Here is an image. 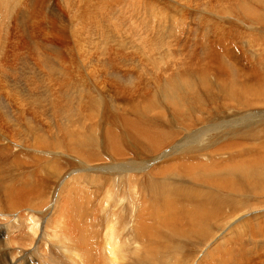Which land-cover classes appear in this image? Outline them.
I'll return each mask as SVG.
<instances>
[{
	"label": "rangeland",
	"instance_id": "obj_1",
	"mask_svg": "<svg viewBox=\"0 0 264 264\" xmlns=\"http://www.w3.org/2000/svg\"><path fill=\"white\" fill-rule=\"evenodd\" d=\"M36 1L37 0H14V4L10 8L11 13H9V15H5L4 18H0L1 26L3 27L4 30L3 33L4 36L2 34H1L2 36H0V46H1L0 52H3L4 50V53L0 54L1 55L0 63H2L0 67V75L4 72L8 73V76L4 77L5 79H3V77L0 78V80L3 82L1 84L0 81V151H1V156H3V157L0 156V188L1 187L3 188V186L12 187L14 185H17V183H19L21 180L22 182L25 183L35 181L36 185L38 183L40 187L44 186V188L41 187L43 189L42 191L40 190L41 195L39 194L36 198L32 200L30 199L32 203L26 201L25 200L26 198L24 199V196L21 195L20 197L18 196L17 198H14L13 202H10V200L5 196L2 190H0V264H85L84 261L85 253L81 249L82 247H79L77 244H75L76 242L75 240L78 239V234L75 232V229L71 227L72 217L70 218L68 216L69 214L67 209L70 208L71 202H67V200L65 199L66 197L65 191L63 193L61 192L59 193V189H61L62 185L66 181H68V179L71 180V178H75V176H77L78 178L82 177L79 184L85 189V191L87 190L86 191L87 194L85 192V195L83 196L89 195L91 203H88L86 205H90L91 208H89L88 206L87 207L89 211L92 209L91 215L94 216L92 217L89 214L87 208H84L85 204L81 209L82 211L81 210L79 211L80 212L79 214H77L76 212L74 213V211L73 214L76 216V219L79 218L78 219L79 224L81 223L83 224V226L82 224L80 225V229L83 228L93 231L91 232L93 236L91 234V237H89L90 241L92 242L90 243L92 245V248L95 251H97V254L104 252L105 255L107 254L105 253L106 250H108V253L111 252V250L109 249L110 244L106 245V243H114L115 246L112 248V251L116 252L119 258V264L120 263L133 264L134 255L132 254V252L135 249H132L133 247L131 246L134 245H132L131 243H134L135 227L137 225V223L135 222H137V218L140 213L138 212V210L140 211L139 206L143 205L144 203H148V207L151 206L153 208L154 206L159 208V211L161 212L162 221L168 218V214L166 213V210H168V206H165V203L163 201L160 202L162 206L160 205V203L153 204L156 203L157 201L156 200L152 201L153 198L150 197L151 196L150 192L149 195L147 193L148 191L147 184L150 180L152 181L161 180L159 179L161 177L160 175L157 174L155 176V174H153L157 178H155L152 175L153 170H155L156 168L169 169L171 168L170 164L195 163L193 161H199L205 164H212L213 162L221 161L222 164H228L229 162L232 161V160L230 161L229 159L236 158L237 155L239 156V152L237 151L233 152V150L231 152L227 151L226 153L221 152L223 154L217 152L223 151L226 148L228 149L230 142H234L233 145H236L239 142L241 145L248 144V147L250 143L252 144V146L256 145L257 148L258 146L259 148L261 147V145H259L257 141H248V142L236 141L237 143H235V141L229 140V138L237 136L236 133L242 132L246 128L259 127L264 122V106L261 107V105H259V103L256 102V103H250L256 105V107L251 108L249 107V104L243 103V100H241L240 97H233L232 99L230 98L229 102L227 101L228 99L226 100L224 96L221 98L222 93H220L219 88L221 87L222 82H224V80L228 78V76L225 74L224 68L221 67V62L218 58L220 54L222 56H225L226 61L234 68H236L237 71L239 72V75L243 78V79H239L240 81L243 80V82L251 89H259L258 87L261 85L260 78L261 75L263 74L259 68V65L261 64L264 67V51H263L264 41H262L264 40V32L263 31L261 32V29L263 30L264 28L260 26V31L256 32L254 30L248 29L247 26H244L243 23L242 24L240 23L241 24L240 29L232 28L228 23L229 21L228 18H220L218 16L217 17L213 16L215 15V13H213L212 15V12L211 13L207 12L206 6L200 5L199 3H191V2L182 3L179 0H141V2L138 0H132L136 4L135 6L138 9V14L134 13L135 11H132L133 12L132 13L131 9L129 10L128 9L129 7L127 8L126 5H124V7L123 5H121V7L119 9L117 8L116 10L120 11L118 12L119 15H122L124 13L123 15L125 16L126 14L124 18L125 20L123 18L114 20V16L112 14H111L112 16L108 15L107 12H106L107 15L105 13L104 15L107 16L105 17L109 21L111 19L110 22L113 24V25L111 24V26H114V28L118 24L123 27L122 22L125 21L126 26L123 30L127 31L128 26L129 29L130 26H133V28L136 29L135 32L132 34L133 38L132 36L130 37L127 36V33H124V37H123L126 38L127 36V38L129 39L126 38V40H130L137 45L136 46L138 48L137 54L139 55L135 59V66L133 62L130 63V61L127 60L130 59L129 53H131L128 51L129 50L131 51L133 49L130 46V44L129 47H131V49L128 47V50L126 49L127 51L124 53L125 55H122L123 57H119L118 53L115 51V45L113 41L114 38H111L109 39L110 41H107V45H108L107 46L104 43V41H101V38H98L99 36L88 35L92 38L87 41V43L90 42V46L86 48V53L84 54V56L89 58V61L88 60L85 61L84 58L82 61L83 68L85 70V77H86V79L82 81L80 79L77 80L70 72V64L68 63V57H67L68 55L67 53H65L67 51V48L72 47L73 45H74L73 48L75 47L74 49H76L75 41L73 42L74 44L71 43L72 44L71 45L67 43L69 46L68 45L65 46L66 42H68V38L67 36L65 37L64 35L65 32L66 34L68 33L71 34V31L73 29L72 27L73 24H71L72 22L70 23L68 21L71 15L70 12L68 11V8L66 7H68V5L74 6L75 1L79 3L81 1L51 0L52 2L51 8H50V3H48L47 6L48 0H38L37 2ZM148 1L150 3L157 1L156 2L157 4L161 3L160 5H163V7L165 6L166 8L163 9H159L160 7H158L157 9L155 8L157 11L154 17H152V15L149 14L151 9V8L149 9V7L152 6V4L149 5ZM162 2L164 4H162ZM65 3L67 5H65ZM82 3L84 2L82 1L80 4ZM100 9L102 11V10H106L107 8L106 7L103 8L102 6L99 7V10ZM48 10L49 12L47 13ZM158 11L160 12L158 13ZM25 14L26 16H24ZM166 14L168 17L166 16ZM20 15L23 16V19H26L24 20L25 22L22 23L24 25V28H19V26H17L20 23L18 22ZM130 16L132 17L131 22H130L131 19ZM198 17L199 19L202 18L213 19V23L209 24L208 22H205L203 20L200 23L199 19H196ZM135 18L137 19L135 20ZM35 21H36L35 24L37 26L34 24ZM51 22L54 24V26L57 24L59 27L53 26L52 28ZM128 22H130V24L127 26ZM104 23H107V21L96 23V25L97 26L101 25V27L103 28L105 25ZM31 24L34 26H32ZM88 25L93 28L92 26L93 23H88ZM151 26L154 27L155 30L158 29L155 31L153 28L156 34L154 33L144 34L145 31L144 29H150L152 28ZM172 27H175L173 29L174 34H172ZM179 27L181 28L179 29ZM114 28L112 29L111 34H113V32L115 31ZM48 30H52V31H48ZM232 30L235 31L232 32ZM130 31L131 29L128 30V33ZM215 31L218 33H216ZM55 32L57 34H55ZM32 33L33 35H31ZM27 39H29V41ZM202 39L206 40L209 46L208 51H206L205 53L200 50ZM258 39L259 42H257ZM38 40L41 42V47L43 46L42 44H44V48L52 47V46L53 48L55 47L54 49L57 48L56 51L59 62L57 61L56 63L57 64L60 63L61 68L62 66H64L62 69L66 70L67 78L65 81L62 82V85L59 87L61 89L63 88V92L66 93V95L62 97V101H61L62 104L65 101H69L70 103L69 107L72 110L74 109L81 110L82 109L81 107L84 105L85 108L83 107L84 108L83 110L85 112L87 111L88 114L91 113L90 115H94L96 109L94 108L95 109L94 110L93 108H90V106H88L89 98L83 99L84 101L80 102L76 100V99L78 100L80 99V97H78L76 94H78V92L80 93L85 91H92L91 93L94 95L93 97L95 98H100V94L105 95L107 97L108 104L116 110V112L118 113L117 116L121 118L122 122H123L122 120L123 118L128 120L131 119L135 121L143 120L146 123L153 122L155 123V127L157 128L155 129L154 127V129L156 131L161 132L164 135L165 140L167 139L165 138V136L168 137V140L166 141L168 145L164 146L163 149L162 145L159 144V148L156 147V149H154V147L151 146L144 139L141 138L131 139L132 135L129 134V136H126V140L128 141V143L124 142V145L123 144L121 145V147L124 148V149L122 148L120 149V151H122L121 157L116 159L111 158L109 157L110 155L106 151H104L103 147H100L97 150V153L99 154L98 155L99 158L97 159H100L102 161L96 163L88 162L87 160L84 161L83 159H82L83 161H81V159L76 157L74 154L68 153L69 151L66 148L59 146L57 147L56 145L54 146L55 149L53 148L49 151H43V150L41 151L35 149V147H33L34 146L33 143L35 140L34 131L29 126H27L29 125L26 124L27 120L33 121L34 125H36L37 132H42V134L46 137L50 133H52V137L54 136L56 137V134L59 133L60 131L59 127L68 124L69 121H71V123L72 121H75V116L73 114L72 117L74 119L68 118L66 114L60 115L59 113H57L58 116H54V113H51L53 107V99L49 95L52 92V84L48 83V81L46 80V73L48 72L46 68L42 70L43 74L41 72L42 75L40 76L42 78L41 77L38 78L39 82L43 81L46 85V86L43 85L44 86L43 90H45L44 93L43 91L38 92L39 97L44 99L46 98L42 102L43 109L41 108V111H39L41 113L43 111V113L42 114L40 113L39 116H35V117L31 115L32 112L31 108H33L31 106L33 105H30L29 103L27 104V101L32 100L34 96L38 95L37 93H35V95L32 94L33 92L31 93L32 86L30 85L32 83L31 79L34 78L33 69L36 70L37 72L38 67L35 62L36 60H33L34 64L30 60L32 57L33 58L35 57L33 56L34 53L32 52L36 47V45L38 44ZM96 43L100 44V48H102L101 47L102 44L103 47L107 46L106 49L110 50L109 53L110 56L113 54L112 55L113 59L115 57H119V58H115L114 60L116 62L117 60H119L118 73L121 74L122 77L128 78L129 76L132 75L138 76L137 78L135 77L133 83L129 85V87L126 85H121V88L116 87L115 83L112 84L113 82L108 81L105 78V75L103 74L101 75V73L99 72L97 73L96 72L97 69L91 67L94 66L93 65L94 62L96 63L97 60L99 59L97 53L98 48ZM134 43L132 44L135 45ZM224 44H226L225 47ZM151 45L153 46V49ZM2 47L5 48L2 49ZM191 53L193 55H191ZM15 55L22 56L24 58L23 60L24 63L23 61L16 62ZM26 55L27 57H25ZM75 55L78 56V53L76 51H75ZM81 56L82 55H79V57ZM28 57H30L29 60L26 59ZM112 57L108 56L107 59L110 60V58ZM258 57H260L261 59ZM28 62L29 64H27ZM4 63L7 66L5 65L4 67H2ZM257 70L260 73L257 72ZM103 77L106 80H104ZM172 79H175L176 82L179 81L180 86L185 84V82H187L186 83L187 85L190 84V87L197 92V96H199L201 99L198 101L197 105L195 106L193 105L194 107L191 105L193 104L192 102H194L195 99V97L192 95H187L185 97L184 99L185 104L183 105H179V103L173 102L174 106L176 107L180 106V109L182 108L185 109L181 111L180 109L178 110L183 113H186L187 110L190 109V106L192 109L194 108L193 110L192 109L189 110L193 112L191 116L185 115L191 120L190 122H188V123H192L193 125L191 129L186 126H182L183 123L177 121L175 116V111L172 107L173 106L172 102L169 101L170 104L169 105L166 102L165 99L166 97L162 94L163 84L167 83L168 81L170 82ZM217 79L220 81H218ZM27 81L29 84L27 83ZM78 81H81L82 83L86 82V84L85 83L82 84L81 82ZM205 82L206 83L208 82L207 89L204 88L206 84ZM64 84L66 88L64 87ZM77 84L80 86L77 87ZM127 88H130V91L127 90ZM129 92H131L132 94ZM45 93H48V96ZM182 93L183 90L181 91L180 94ZM41 94H43L44 97L41 96ZM217 94L219 95V97ZM224 99L225 101H223ZM255 99L256 98L253 96H250L248 98V100L251 102H255L256 101ZM201 101L203 103H201ZM114 104L116 105L114 106ZM106 105L107 103H105V106L100 108L99 112H97L96 115L94 116L93 119L96 122L94 120L92 121V119L87 120L86 122L88 123V126L86 125L88 128H92V127H93L92 129L98 128L97 134H99L100 136L97 137V140H99L100 145H103L102 134L105 133L104 131L106 130V128L107 129L111 128L110 125L113 124L114 121L113 119H109L108 114L105 112ZM196 106L198 107L195 108ZM147 110H149V113L145 112ZM124 111H128V113L125 112L128 117H126V114L125 117H123ZM97 114L98 117H96ZM65 115L66 117H64ZM121 115H123L122 116L123 118L121 117ZM129 116L131 118H129ZM259 117L261 119H259ZM256 118L259 120L258 122H256L257 121ZM192 121L194 122V124ZM80 122H83V120H77V123L76 121L73 123L78 125L81 124ZM92 123L93 124L96 123V125H92ZM106 125L108 126L106 127ZM142 130H144L145 133H147L145 129ZM117 132L119 133L123 132L121 127ZM119 136L121 137L120 134ZM130 140L131 141L134 140L133 142H136L137 145H140L141 147L134 146V148L132 149L131 148L132 146L130 145ZM224 145L225 146L228 145V146L225 147ZM223 146L225 147V149H223L224 148ZM252 146H250V148ZM248 147L244 148L242 153L244 155L246 154V156L248 153V156L250 157V155L253 154L252 151H255L254 149L255 147L253 148L254 150H252V148L250 150L248 149L249 151L252 150L251 151L252 154L250 155H249L250 152H247L248 150H246ZM125 148L127 149L125 150ZM64 149L65 151H63ZM135 149L137 150V152ZM186 149L188 150V152ZM216 149L217 152L215 153ZM99 150L101 151L99 152ZM156 150L157 152L155 153ZM5 151H7V154L5 153L3 155L2 153H4ZM34 155L37 156V158L38 157L39 158L36 159ZM169 156H172L173 158ZM102 158H104V160ZM122 158H124V160ZM126 160L127 162H125ZM17 162L19 163L17 164ZM83 162H85V164ZM39 163H41L42 166L44 165V167L42 168L43 170L41 169V171H44L46 169L48 170V172L50 171L51 175L53 176L48 177L47 171H46L47 173H45V171L42 172V174L44 173L45 176L40 174V172H38L39 170L37 169H40L42 166ZM38 164L40 166H37ZM109 165L111 166L109 167ZM147 165H149V167ZM51 166L53 167L55 166L56 169ZM113 166H118L117 167L118 171L113 170L114 171L113 173L102 172V170L99 171L101 168L102 169L103 168L105 169L107 167L112 168ZM59 170H60L59 175H61L60 177L58 176ZM101 173L103 175L104 174L106 175L103 176ZM177 175L178 174L172 175V177H174L173 179H171L172 182L176 184L178 183L179 185L182 183L183 187L185 186L186 188H194L202 192L209 190L211 191V189H213L212 191L213 193L214 190H216L215 186L220 187L216 184H224V180H225L222 178L221 179L217 178L216 181L210 180L211 183L213 184L215 183L214 187L208 185L202 187V183H198L200 180L199 177L195 179L189 177L193 180L191 181L189 178L186 177H182V178L176 177ZM34 176L35 177L39 176V178L41 176L43 181H47L49 178L51 179H49L50 181L48 180L46 184H44V182H42L41 179H39L38 177L35 178ZM85 176H87L88 178L92 177V180L87 179V177L85 178ZM100 176L101 178H99ZM130 176L132 177V179ZM149 176L150 179L148 180ZM93 177H94V181L96 180L95 182L97 183V186L96 184H94L95 182L89 183L93 181ZM134 177L135 179L138 177L140 181L136 179L138 181L137 183ZM184 178L185 180L186 179L188 180L185 181ZM111 179L113 180L110 181ZM133 179L135 180V182L133 181ZM143 179H146L147 182L145 183L146 180ZM194 181L195 182L198 181V182L195 183ZM227 182L229 181H226L225 184H227ZM233 182L235 181L233 180ZM123 183H126V185ZM229 183L231 184V182ZM102 187L104 189H101ZM109 187H111L110 188L111 190L112 189L114 190L111 191ZM135 187L137 188V190L139 189L138 192ZM131 189H133V191ZM140 189L142 190V192ZM220 189H222L221 191L223 194L228 196L230 189L228 191L223 187H220ZM113 191H115V193ZM119 191L120 193L118 194ZM122 191L124 193H121ZM216 191L218 192L220 190L217 188ZM216 191L213 193L214 196L215 194H217ZM235 193L231 191L229 194L237 197L238 195L236 196V194L239 193L236 194ZM260 194L261 191L258 190L257 194L255 195V198L252 200L254 206L257 207L255 210L245 213L241 211L240 214L235 213V215L233 214L232 216L230 215L233 212L230 209L225 208L228 206L222 205L223 207L221 206V208H218L219 205L217 204L212 205V201H210L211 202L210 205H212L210 213L213 215L219 213L222 214L225 213L224 215L226 217L220 220L218 223H216L217 225L216 224L214 225L212 221H211L212 222L211 225L209 223H208L209 225L207 224L208 226H210V228H208L209 230L207 231V235H203L204 240H198V238L192 237L191 235L193 232L191 230L187 231L186 234L185 230H187L188 227L183 226L185 224V221L179 224L180 226L179 229L183 228L184 230L182 231V234L179 232L181 234L180 237L174 238V243H176L177 245H181L183 247V251L180 254V258H179L180 259L179 261H181L180 264H215V262L224 258L223 253L225 252V251H222L223 253L217 252L215 251V249L218 247L219 244L225 242H228L225 245L227 246V248H231V249L233 248L232 250L235 251L238 250L237 260L239 263L264 264V239H263L264 227L260 226L262 225V221L264 222V219H262L264 218V207H263L264 204H259V202H262V200L264 199V196H261ZM200 197L202 199H198V200L193 199L194 202H192L191 200L190 201L186 200L181 193H178L174 198L175 200L173 199V202L175 201L174 202L175 205L173 208L175 210L181 209L182 211H186L188 210L189 207V210H194L197 204L195 202H198L197 205L199 207H202L203 205L201 204L205 199H203L204 198L203 196ZM19 200L22 201L20 202ZM23 200L26 202H24ZM86 200L87 199L84 200L85 203L87 202ZM133 200L136 202V204L135 202L132 203ZM204 203H206V201ZM125 207L127 209H125ZM134 207L137 211H135ZM234 207L238 208L240 207V205L237 204L234 205ZM83 209H85L84 210L85 212H83ZM213 209L215 211H213ZM132 211L135 214H133ZM86 213H88L87 215L90 216H87ZM181 214H185V213L181 212ZM261 215L263 216L261 217V219L255 218ZM148 218L152 219V216H149ZM134 220L135 222L133 223ZM258 221L259 223H261L260 225ZM91 222L93 225L91 224ZM88 223L91 225H89ZM149 224L156 225V222L154 223L153 220H151V222L149 221ZM133 227L134 229H132ZM109 228H111V230L108 233ZM165 231L170 232V230L168 229H165ZM128 232L130 233L128 234ZM233 237H236V240H232ZM63 242L65 244H60ZM63 245L70 249H73V251L69 252L65 248H62ZM234 245L236 246V248ZM106 246L107 249H105ZM209 252H212V256L210 258L207 257ZM82 255H84V257H81ZM139 256L142 257L143 253L141 252ZM110 258L112 259L111 255ZM244 258H246L247 260H244Z\"/></svg>",
	"mask_w": 264,
	"mask_h": 264
},
{
	"label": "bare ground",
	"instance_id": "obj_2",
	"mask_svg": "<svg viewBox=\"0 0 264 264\" xmlns=\"http://www.w3.org/2000/svg\"><path fill=\"white\" fill-rule=\"evenodd\" d=\"M38 1V0H37ZM36 1V2H37ZM53 1V0H52ZM64 1V0H63ZM81 2L83 1L84 3L80 4L79 2L75 1L74 3V6H71V5H68V11L70 12V19L68 20L71 24H73V29L71 31V34H66L65 32V37L67 36L68 38V42H66V45L67 46L68 44H71L75 41V46H76V49L72 47H68L67 48V51L65 53H67V57H68V63L70 64V72L72 73V75L78 80H82L84 81L86 79L85 77V70L83 68V64H82V61H83V58L86 60L89 61V58H87L86 56H84V54L86 53V48H88L90 46V42L87 43L88 40H90L92 37L88 36V35H96V36H99L98 38H101V41H104V43L107 45V41H110L109 39L111 38H114V45H115V51L118 53L119 57H123L122 55H125L124 53L128 50V47H129V44L130 46L133 48L131 51L129 50L128 52H131L129 53L130 55V59H127L131 62H133L134 66H135V59L138 57L139 54H137V51H138V48L136 47L137 45L130 41V40H126L127 36H132L133 38V33L135 32L136 29L133 28V26H130V29L131 31L128 33V30L129 29V24L132 20V15L130 16L131 19H130V22H128L127 24V31L123 30L126 26L125 24V21L122 22L123 24V27L121 25H116L115 28L114 26H111V19L110 21L106 18L107 14L106 12L108 13V15H113L114 16V20H118L119 18H125V16L122 14V15H119L118 12L120 11H117L116 9L120 8L121 5H126L127 8L130 10L131 9V12L132 11H135L134 13H137L138 14V9L137 7L135 6V2H133L132 0H80ZM141 2V0H138ZM181 1L182 3H199L200 5H205L206 8H207V12L211 13L212 12V15L213 13H215V17H220V18H228L229 21L228 23L230 24V26L232 28H237V29H240V25L243 23L244 26H247L248 29H251V30H254L256 32H259L260 31V26H262L264 28V0H179ZM149 2V1H148ZM157 1H154L152 3L149 2V5L152 4V6L149 7L150 9V12L149 14L152 15V17H154L155 13H156V9L158 7H160L159 9H163V8H166L165 6L163 7V5H160L161 3H156ZM159 2V1H158ZM42 3V2H41ZM48 3H50V8L52 6V2L51 0H48L47 1V6H48ZM14 4V0H0V18H4L5 15H9V13H11V6ZM38 4V3H37ZM162 4H164L162 2ZM40 5V4H39ZM65 5H67L65 3ZM103 8H107L106 10H102L101 9L99 10V7H102ZM139 6V5H137ZM168 7V6H167ZM170 7V6H169ZM44 8V7H42ZM156 8V9H155ZM49 9V7H48ZM121 10V9H120ZM155 10V11H154ZM49 12V10L47 11V13ZM130 12V13H131ZM160 11H158L159 13ZM104 13L106 15H104ZM133 13V12H132ZM173 13V11H172ZM19 14V13H18ZM28 14V13H26ZM26 14L24 16H26ZM136 14V15H137ZM163 14V13H161ZM160 14V15H161ZM111 15V16H112ZM119 15V16H117ZM135 15V14H134ZM157 15V14H156ZM171 15V14H170ZM3 16V17H2ZM19 16V15H18ZM106 16V17H105ZM110 16V17H111ZM124 16V17H123ZM159 16V15H158ZM163 16V15H162ZM165 16V15H164ZM167 16V14H166ZM211 16V15H209ZM212 16V17H213ZM137 17V16H136ZM157 17V16H156ZM168 17V16H167ZM171 17V16H169ZM176 17V16H175ZM25 18V17H24ZM134 18V16H133ZM139 18V17H138ZM166 18V17H165ZM137 18H135L136 20ZM140 19V18H139ZM138 19V20H139ZM160 19V18H159ZM173 19V17H172ZM179 19V18H178ZM196 19H199L196 18ZM26 19H23V16L20 15L19 17V21L20 22L17 26H19V28H24V25L22 23H24ZM125 20V19H124ZM203 21L205 22H208L209 24L210 23H213V19H205V18H202V19H199V22L201 23ZM28 21V20H27ZM34 21V20H33ZM107 23H104V27L102 28L101 25L100 26H97L96 23H100V22H106ZM120 21V20H119ZM122 21V20H121ZM127 21V19H126ZM176 21V20H174ZM3 22V20H2ZM36 23V21L34 22V24ZM52 23V22H51ZM54 23V21H53ZM52 23V28L54 26V24ZM88 23H93V28L90 27L88 25ZM121 23V22H119ZM145 23V22H144ZM182 23V22H181ZM241 23V24H240ZM29 24V22H28ZM60 24V23H58ZM32 25V24H31ZM36 25V24H35ZM64 25V24H63ZM113 25V24H112ZM151 25V24H150ZM154 25V24H153ZM152 25V26H153ZM165 25V24H164ZM216 25V24H215ZM34 26V25H32ZM31 26V27H32ZM37 26V25H36ZM58 26L57 24L54 26L56 27ZM69 26V25H68ZM151 26V27H152ZM177 26V25H176ZM49 27V26H48ZM59 27V26H58ZM70 27V26H69ZM117 27V28H116ZM163 27V26H162ZM34 28V27H33ZM114 28V32L113 34L112 33V29ZM122 28V29H121ZM154 27L150 28V29H144V34H156V29ZM161 28V27H160ZM175 27H172V34L173 33V29ZM181 27H179L180 29ZM231 28V29H232ZM257 28V29H255ZM57 29V28H56ZM63 29V28H62ZM67 29V27H66ZM216 29V27H215ZM48 31H52V30H48ZM66 31V30H64ZM235 31V30H232V32ZM250 31V30H249ZM264 32V29L262 30L261 29V32ZM35 32V31H34ZM59 32V31H58ZM216 32V31H215ZM4 30H3V27L1 26V21H0V36H4ZM41 33V32H40ZM39 33V34H40ZM53 33V32H52ZM61 33V32H60ZM59 33V34H60ZM63 33V32H62ZM91 33V34H90ZM124 33H127V36L126 38H123L124 37ZM162 33V32H161ZM160 33V34H161ZM176 33V32H175ZM218 33V32H216ZM230 33V32H229ZM238 33V32H237ZM252 33V32H251ZM2 34V35H1ZM27 34V32H26ZM38 34V33H36ZM55 34H57L55 32ZM33 35V33L31 34ZM61 35V34H60ZM140 35V34H139ZM137 35V36H139ZM228 35V34H227ZM237 35V34H236ZM41 36V35H40ZM176 36V35H175ZM251 36V35H249ZM253 36V35H252ZM6 37V36H5ZM34 37V36H32ZM224 37V36H223ZM229 37V36H227ZM234 37V36H233ZM237 37V36H236ZM26 38V37H25ZM28 38V37H27ZM31 38V37H30ZM46 38V37H45ZM231 38V37H230ZM240 38V37H239ZM259 38V37H258ZM41 39V38H39ZM125 41H124V40ZM129 39V38H127ZM255 39V38H254ZM261 39V38H260ZM5 40V39H4ZM29 41V39H27ZM36 41V40H34ZM45 41V40H44ZM71 41V42H70ZM226 41V40H225ZM264 41V40H262ZM130 42V43H129ZM259 42V39L258 41ZM3 43V42H2ZM30 43V42H29ZM28 43V44H29ZM68 43V44H67ZM132 43H134L135 45H133ZM74 44V43H73ZM262 44V43H261ZM27 45V44H26ZM25 45V46H26ZM43 48L41 47V42L38 40V44L36 45V47L34 48L33 52L35 56L34 59L33 57L31 58L30 61L33 62V60H36V64H37V67H38V71L36 72V70L33 69L34 71V78H32V83L30 84L32 86V90H31V93L33 95H35V93H37L38 95L37 96H34L32 100H29L27 101V104L29 103L30 105H33L31 107L32 109V112H31V115L32 116H39L41 112V108H42V102L43 100H45L44 98H41L39 97V93L38 92H42L44 93L45 90H43V85H45V83L42 81V82H39L38 81V78L41 77L40 75L43 74V69L46 68L48 70V72L46 73V80L48 81V83H51L52 84V92L49 96H51V98L53 99V107H52V110H51V113H54V116H58L57 113H59L60 115L61 114H66L68 116V118H73L72 117V114L75 116V121L77 123V120H83V122H80L81 124H78L76 125L75 121H69L68 124L66 125H62L60 128V131L59 133L56 134V137H52V133L48 134L47 137L44 136L42 134V132H37V129H36V125H34V122L33 121H29L27 120L26 124H29L27 126H29L33 131H34V135H35V140H34V143H33V147H35V149L37 150H43V151H49L51 149H55V145L58 147H64L66 148L69 152L68 153H72L74 154L76 157L80 158L81 161H85L87 160L88 162H99V161H102L100 159H97L99 158L98 157V153H97V150L100 148V147H103L104 151H106L111 157V158H119L122 156V151H120V149H124L123 147H121V145L123 144L124 145V142H127L128 141L126 140V136H129V134L132 135V138L131 139H138V138H141V139H144L145 141H147L151 146L154 147V149H156V147L159 148V144L162 145L163 149H164V146L168 145L166 143V141L168 140V137L165 136V138H167L166 140L164 139V135L159 132V131H156L155 129H157L155 127V123L153 122H150V123H146L145 121L143 120H138V121H135V120H131V119H124L123 117H125V112L128 113V111H124V116L121 115V117L123 118V122L121 121V118H119L117 116V112L114 108H112V106H110L107 102V97L105 95H101L100 94V98H95L93 97L94 95L91 93L92 91H85V92H78V94H76L78 97H80V99H76L77 101H84L83 99H88L89 98V105L90 108H95V114L94 115H90L87 113V111L85 112L83 109L85 108V106L83 105L81 108V110H72L70 109L69 107V101H65L63 104L61 103L62 101V97L64 95H66L65 92H63V88H59L61 85H62V82L66 80V70L65 69H62L64 66H62L61 68V64H57L56 62L58 61V55H57V51L56 49L52 47H45L44 48V44H42ZM55 45V44H54ZM72 45V44H71ZM97 45V48H98V60L97 62L95 63L94 62V66H91L92 68H96L95 71L98 73H101V75H105V78L108 80V81H112L114 84L115 83V86L118 87V88H121V85H126L129 87V85H131L135 79V77L137 78L138 76H135V75H132V76H129L128 78H124L121 76V74L118 73V70H119V60H117V62L114 60L115 58H119V57H115L113 59L112 55L110 56L109 53H110V50L109 49H106L107 46L103 47V44H102V48H100V44L99 43H96ZM226 44H224V47H225ZM31 46V45H30ZM50 46V45H49ZM69 46V45H68ZM152 46V45H151ZM222 46V45H221ZM263 46V45H261ZM1 47V46H0ZM29 47V46H27ZM131 47H129L131 49ZM195 47V46H194ZM218 47V46H217ZM5 48V47H2V49ZM72 48V49H71ZM100 48V49H99ZM149 48V47H148ZM222 48V47H221ZM33 49V48H32ZM127 49V50H126ZM152 49H153V46H152ZM209 49V46H208V42L204 39H202V42H201V46H200V50L203 51L204 53L206 51H208ZM28 50V49H27ZM114 50V48H113ZM256 50V49H255ZM263 50V49H262ZM261 50V51H262ZM59 51V49H58ZM65 51V50H64ZM75 51L78 53V56L75 55ZM194 51V50H193ZM264 51V50H263ZM63 52V51H62ZM153 52V51H151ZM260 52V51H258ZM4 53V50L3 52H0V54H3ZM116 53V54H117ZM258 54V53H257ZM79 55H82L81 57H79ZM109 57H112L110 58V60L107 59L108 56ZM191 55H193L191 53ZM1 56V55H0ZM61 56V55H60ZM128 56V57H129ZM263 56V55H262ZM260 56V57H262ZM27 57V55L25 56ZM31 57V55H30ZM26 58L29 60V58ZM62 57V56H61ZM64 57V55H63ZM66 57V58H67ZM258 57V58H260ZM127 58V57H126ZM125 58V59H126ZM1 59V57H0ZM25 59V61H26ZM97 59V58H96ZM150 59V58H149ZM153 59V58H151ZM221 62V67L224 68L225 70V74L228 76V78H226L224 80V82H222L221 84V87L219 88L220 89V93H222L221 95V98L224 96L226 98V100L229 102V99L233 98V97H240L241 100H243V103L245 104H249V107L251 108H254L256 107V105H253V104H250V103H256L258 102L259 105L264 106V67L263 65H259V68L261 70V72L263 73L261 75V85L258 87L259 89H251L249 88L244 82L243 80H239V79H243L240 75H239V72L237 71L236 68H234L232 65H230L226 59H225V56H222L221 54L219 55V58H218ZM261 59V58H260ZM15 60L16 62H21L24 60V58L22 56H17L15 55ZM27 60V61H28ZM257 60V58H256ZM263 60V59H262ZM59 62V61H58ZM146 62V61H145ZM24 63V61H23ZM1 64L0 63V67H1ZM26 64V63H25ZM29 64V62L27 63ZM34 64V62H33ZM6 64L4 63V65L2 67H4ZM207 65V64H206ZM7 66V65H6ZM60 66V67H59ZM129 66H132V65H129ZM200 66V64H199ZM35 68V67H34ZM133 68V67H132ZM256 68V67H255ZM8 69V68H7ZM87 69V68H86ZM6 70V69H5ZM92 70V69H91ZM68 71V70H67ZM42 72V74H41ZM184 72V70H183ZM257 72H259L257 70ZM260 73V72H259ZM258 73V75H259ZM89 75V74H88ZM5 76H8V73H2L0 75V78L3 77V79H5L4 77ZM69 76V75H68ZM11 77V76H10ZM101 77V76H100ZM259 77V76H258ZM42 78V77H41ZM104 78V77H103ZM104 78V80H106ZM8 79V78H7ZM19 79V78H18ZM28 79V78H27ZM198 79V78H197ZM45 80V79H43ZM179 80V79H178ZM218 80V79H217ZM1 81V80H0ZM41 81V80H40ZM46 81V82H47ZM220 81V80H218ZM78 82H81V81H78ZM241 84H240V83ZM3 82L1 81V84ZM7 83V82H5ZM28 83V81H27ZM70 83V81H69ZM82 83V82H81ZM80 83V84H81ZM86 84V82H83L82 84ZM187 82H185V84L183 85H179V81H175V79H172L170 82L168 81L167 83H164L163 84V87H162V94L166 97V102L169 104V101L172 102H177L179 103V105H183L185 104V97L187 95H192L195 97L194 99V102H192L193 104H191L192 106L194 105H197L198 101L201 100L199 96H197V92L192 89L190 87V84H186ZM206 83V82H205ZM29 84V83H28ZM76 84V83H75ZM142 85V84H141ZM192 85V84H191ZM202 85V83H201ZM46 86V85H45ZM80 86L77 84V87ZM157 86V85H156ZM162 86V85H161ZM214 86V85H213ZM64 87L66 88L65 84H64ZM134 87V85H133ZM184 89H182V88ZM208 87V82L205 84L204 88L207 89ZM212 88V87H211ZM215 88V87H214ZM61 89V90H60ZM71 89V88H70ZM81 89V88H80ZM83 90V89H82ZM127 90L130 91V88H127ZM183 90V93H181V91ZM148 92V91H147ZM131 93V92H129ZM47 94L48 96V93H45ZM132 94V93H131ZM213 94V93H212ZM215 94V93H214ZM24 95V94H23ZM134 95V94H133ZM207 95V93H206ZM216 95V94H215ZM218 95V94H217ZM18 96V95H17ZM41 96H43V94H41ZM75 96V95H74ZM112 96V95H111ZM214 96V95H213ZM250 96H253L255 97L256 101L255 102H251L248 100V98ZM16 97V96H15ZM44 97V96H43ZM46 97V95H45ZM209 97V96H208ZM219 97V95H218ZM19 98V97H18ZM21 98V97H20ZM77 98V97H76ZM23 99V98H22ZM75 99V98H74ZM145 99V98H144ZM24 100V99H23ZM76 101V102H77ZM132 101V100H131ZM219 101V99H218ZM225 101V99L223 100ZM26 102V101H25ZM75 102V101H74ZM79 102V103H80ZM238 102V101H237ZM87 103V102H86ZM105 103H107L106 105V108H105V112L108 114L109 116V119H113V124H111V128L110 129H107L104 131L105 133L102 134L103 135V145H100L99 144V140H97V137L100 136L99 134H97L98 132V128L97 129H92V128H88V123L87 120H91L92 121L94 120V116L96 115L97 112H99L100 108H102L103 106H105ZM166 103V104H167ZM189 103V102H188ZM196 103V104H194ZM201 103H203L201 101ZM216 103V102H215ZM222 103V102H221ZM231 103V101H230ZM257 103V104H258ZM117 104V103H116ZM114 104V106L116 105ZM120 104V103H119ZM225 104V103H224ZM82 105V104H81ZM170 105V104H169ZM167 105V106H169ZM204 105V104H203ZM258 105V107H259ZM160 106V105H159ZM186 106V105H185ZM184 106V107H185ZM193 106V107H194ZM84 107V108H83ZM173 109L175 111V116H176V119L178 122H182L183 125L182 126H186L188 128H192V123H188L190 122L191 120L186 117L185 115L187 116H191V114L193 113L192 111H189L191 108L190 106V109L184 112L186 113H183V112H180L181 110H185V109H180V106L179 107H176L174 106L173 104ZM182 107V106H181ZM188 107V106H187ZM198 106H196L195 108H197ZM112 108V109H111ZM124 108V107H123ZM200 108V107H199ZM204 108V107H203ZM224 108V107H223ZM30 109V110H31ZM43 109V108H42ZM131 109V108H130ZM128 109V110H130ZM180 109V111H178ZM194 109V108H193ZM192 109V110H193ZM237 109V108H236ZM240 109V108H239ZM250 109V108H249ZM124 110V109H123ZM160 110V108H159ZM168 110V109H167ZM172 110V109H171ZM197 110V109H195ZM194 110V111H195ZM189 111V112H188ZM225 111V110H224ZM228 111V110H227ZM30 112V111H29ZM94 112V111H93ZM146 113H149V110L145 111ZM191 112V113H190ZM43 113V111H42ZM41 113V114H42ZM47 113V112H46ZM130 113V112H129ZM155 113V112H154ZM221 113H222V110H221ZM132 114V113H131ZM66 115L64 117H66ZM147 115V114H146ZM28 116V115H27ZM42 116V115H41ZM40 116V118H41ZM153 116V115H152ZM43 117V116H42ZM61 117V116H60ZM98 117V114L97 116ZM111 117V118H110ZM118 117V118H117ZM126 117L127 114H126ZM249 117V116H248ZM261 117V116H260ZM259 117V119H261ZM263 117V116H262ZM38 118V117H37ZM62 118V117H61ZM67 118V120H68ZM77 118V120H76ZM108 118V117H106ZM129 118H131L129 116ZM175 118V117H174ZM34 119V118H33ZM74 119V118H73ZM254 119V118H253ZM257 119V118H256ZM263 119V118H262ZM95 121V120H94ZM259 120L257 119L256 122H258ZM33 122V123H32ZM89 122V121H88ZM91 122V121H90ZM96 122V121H95ZM109 122V121H108ZM122 122V123H121ZM193 122V121H192ZM255 122V123H256ZM79 123V122H78ZM260 123V122H259ZM262 123V122H261ZM159 124V123H158ZM194 124V122H193ZM87 125V126H86ZM92 125H96V123H92ZM98 125V124H97ZM114 125V126H113ZM118 125V126H116ZM196 125V124H195ZM60 126V125H59ZM108 125H106L107 127ZM96 127V126H95ZM94 127V128H95ZM123 130L122 133H119L117 131H119V129ZM155 127V129H154ZM227 127V125H226ZM233 127V126H232ZM231 127V128H232ZM230 128V129H231ZM30 129V130H31ZM41 129V128H40ZM142 129H145L147 131V133H145L144 130ZM184 129V128H183ZM225 129V128H224ZM235 129V128H234ZM97 130V131H96ZM129 130H132V131H129ZM20 131V130H19ZM39 131V130H38ZM101 131V130H100ZM21 132V131H20ZM31 132V131H30ZM45 132V131H44ZM121 135V137L119 136V134ZM21 134V133H20ZM17 135V134H16ZM232 135V134H231ZM237 136L235 137H232V138H229V140H232V141H235V143H237L236 141H257L259 143V145H261V147L258 148L256 147V145L253 147L252 144L250 143L249 147H248V144L246 145H241L239 142L238 144L236 145H233L234 142H230L229 144V148L225 149V147L227 146H223L225 150L223 151H220V152H217V149L215 151V153H226L227 151H237L239 152V156L237 155L236 158H232V159H229L231 162H226L228 164H222L219 163V162H213L212 164H205V163H201L199 161H193L195 163H181V164H170L171 165V168H161V169H155L153 170L152 172V175L155 174V176L158 174L160 175L161 177L159 179V181H152L150 180L147 184V188H148V195H149V192H150V197L153 198L152 201L156 200L157 202L156 203H153V204H158L160 202H164L165 203V206H168V210H166V213L168 214V218L166 220H161V212L159 211V208L157 207H154L153 208L150 206V203H149V206L148 207V203H141L143 205L139 206L140 207V211L138 210L139 215H138V218H137V222H135V220L133 221V223H137L136 227H135V237H134V243H131L132 245L134 246H131L133 247L132 249H135L132 254L134 255V259H133V264H180L181 261H179L180 259V254L182 253L183 251V247L181 245H177L176 243H174V238H178L181 236L182 234V231L184 230L183 228H180L179 229V224H181L182 222L185 221V224L183 225L184 227L187 226L188 229L185 230L186 234H187V231H192V237L194 238H198V240H204V236L203 235H207V231L209 230L208 228H210V226H208L209 224L211 225L212 222L214 223V225L216 223H218L220 220L224 219L226 216L224 215L225 213H219V214H216V215H213L211 214V207L213 204H217L219 205L218 208H221L222 205L224 206H228V207H225L227 209H230L233 213H231L230 216H232L233 214L235 215V213H238L240 214L241 211H243L244 213L245 212H249V211H253L255 210L257 207L254 206V204L252 203V200L255 198V195L257 194V191L260 190L261 191V196H264V122L259 126V127H250V128H246L244 129L242 132H239V133H236ZM171 136V135H170ZM22 139V138H21ZM176 139V138H175ZM134 141V140H133ZM130 140V145L132 146L131 148L133 149L134 146L136 147H141L140 145H137L136 142H133ZM25 142V141H24ZM27 142V141H26ZM126 143V144H127ZM244 143V142H243ZM232 144V145H231ZM126 146V145H125ZM250 146H252V150L255 149V151H249L251 148ZM8 147V146H7ZM127 147V146H126ZM248 147L246 150H248L247 152H250V154L254 155H250V157L248 156V153H247V156L246 154L244 155L242 152L244 150V148ZM221 148V147H220ZM219 148V149H220ZM254 148V149H253ZM127 148H125L126 150ZM162 149V148H161ZM235 149V150H234ZM257 149V150H256ZM136 150V149H135ZM187 150V149H186ZM11 151V150H10ZM65 151V149L63 150ZM101 150H99L100 152ZM159 151V150H158ZM225 151V152H224ZM259 151V153H258ZM3 152V151H2ZM105 152V153H106ZM128 152V150H127ZM134 152V151H133ZM137 152V150H136ZM140 152V151H139ZM157 152V150L155 151V153ZM188 152V150H187ZM255 152V153H254ZM257 152V154H256ZM7 154V151H5L4 153H2L3 155L4 154ZM153 153V152H152ZM151 153V154H152ZM172 153V152H171ZM174 153V152H173ZM214 153V154H215ZM221 153V154H223ZM9 154V153H8ZM125 154V153H123ZM154 154V153H153ZM152 154V155H153ZM178 154V153H177ZM237 154V153H235ZM10 155V154H9ZM71 155V154H70ZM101 155V154H100ZM127 155V154H126ZM132 155V154H131ZM142 155V154H141ZM180 155V154H179ZM182 155V154H181ZM220 155V154H219ZM0 156H1V151H0ZM13 156V155H12ZM35 156V155H34ZM133 156V155H132ZM149 156V155H148ZM151 156V155H150ZM155 156V155H154ZM168 156V155H167ZM236 156V155H235ZM234 156V157H235ZM3 157V156H1ZM10 157V156H9ZM124 157V156H123ZM171 158H173L172 156H169ZM168 157V158H169ZM175 157V156H174ZM11 158V157H10ZM9 158V159H10ZM19 158V157H18ZM36 159L37 156H35ZM129 158V157H128ZM147 158V157H145ZM223 158V157H222ZM34 159V158H33ZM83 159V160H82ZM104 160V158H102ZM124 160V158H122ZM126 159V158H125ZM150 159V158H149ZM185 159V158H183ZM128 160V159H127ZM127 160L125 162H127ZM138 160V159H137ZM177 160V159H176ZM19 161V160H18ZM44 161V160H43ZM49 161V160H48ZM37 162V160H36ZM41 162V161H40ZM45 162V161H44ZM129 162V161H128ZM136 162V161H134ZM19 162H17L18 164ZM43 163V162H42ZM85 164V162H83ZM118 163V162H117ZM120 163V162H119ZM145 163V162H144ZM149 163V162H148ZM37 164V163H36ZM41 164V163H39ZM37 165V166H40V165ZM58 164V163H57ZM90 164V163H89ZM14 165V164H13ZM52 165V164H51ZM88 165V164H87ZM17 166V165H16ZM42 166V164H41ZM58 166V165H57ZM111 165H109L110 167ZM149 167V165H147ZM44 167V165L40 168V169H37L39 170L38 172H40V174H42V172L45 171V173L48 172V170H44V171H41V169ZM53 167V166H51ZM118 166H113L112 168H101L99 171L102 170V172H108V173H113L114 171H118L117 169ZM124 167V166H123ZM128 167V166H127ZM134 167V166H133ZM160 167V166H159ZM55 168V166L53 167ZM58 168V167H57ZM135 168V167H134ZM56 169V168H55ZM59 169V168H58ZM99 169V168H98ZM123 169V168H122ZM43 170V169H42ZM114 170V171H113ZM128 170V169H127ZM144 170V169H143ZM36 171V169H35ZM47 171V172H46ZM53 171V170H52ZM133 171V170H132ZM31 173V172H29ZM118 173V172H117ZM38 174V173H37ZM50 174V175H49ZM60 174V170H59V173H58V176L60 177L61 175ZM102 174V173H101ZM174 174H178L180 176H176V177H186V178H189V177H192L193 179L199 177L200 180L198 183H202V187H205V186H213L214 187V184L211 183L210 180H217L218 179H225L224 180V184H216L220 187H223L225 188L227 191L230 189V192L232 191L233 193H239V194H236L237 197L233 196V195H230L228 192V196H226L225 194L222 193V189H220V187H216V190L217 188L220 190V191H216L214 190V192L216 191L217 194H215L214 196V192L212 193L213 189H211V191H205V192H202V191H198L194 188H186L185 186L183 187V184L181 183L180 185L177 183H174L171 181V179H173L174 177H172V175ZM44 175V173L42 174ZM48 177H51L53 175H51L50 171L48 172ZM46 175V176H47ZM84 175V174H83ZM103 175V174H102ZM106 175V174H104ZM103 175V176H104ZM128 175V174H126ZM130 175V174H129ZM132 175V174H131ZM147 175V174H146ZM26 176V175H25ZM45 176V175H44ZM55 176V174H54ZM72 176V175H71ZM96 176V175H95ZM148 176V175H147ZM154 176V175H153ZM154 176V177H155ZM171 176V177H170ZM35 177V176H34ZM39 178V176H36ZM35 177V178H36ZM57 177V175H56ZM65 177V176H64ZM87 176H85L86 178ZM131 177V176H130ZM22 178V177H21ZM27 178V177H25ZM24 178V179H25ZM32 178V177H31ZM77 176H75V178H71L68 179V181H66L61 189H59V193H63L64 191L66 192V197L65 199L67 200V202H71V205H70V208H68V216L71 218L72 217V224H71V227H73V229H75V232L78 234V239L75 240V244H77L79 247H82L81 249L84 251V255H85V258H84V261H85V264H119V258L116 254L115 251H112V248L115 246L114 243H106V245L110 244V250L111 252L108 253V250L105 251V254L104 255V252L102 253H98L97 254V251H95L93 248H92V245L90 243H92L90 241V238L91 237V232L93 231H90L88 229H83L81 228L80 229V225L82 224H79L78 222V219H76V216L73 214V211L74 213L76 212L77 214H79L80 210L82 209V207L84 206L85 204V207L84 208H87V210L89 211L88 207H90V205H86L88 203H91L90 201V197L89 195H86V196H83L85 195V189L79 184V182L81 181V178H78ZM84 178V177H83ZM101 178V176L99 177ZM108 178V177H107ZM106 178V179H107ZM117 178V177H116ZM125 178V177H124ZM140 178V177H139ZM157 178V177H155ZM198 178V179H199ZM23 179V178H22ZM30 179V178H29ZM42 182H44V184H46V182L51 179V178H46L48 179L47 181H43L42 180V177L40 176V178ZM44 179V177H43ZM87 179H91L92 180V177L91 178H88ZM132 179V177H131ZM135 179V177H134ZM133 181L135 182V180L137 179L138 181H140V179H138V177ZM142 179V178H141ZM150 179V176L148 177V180ZM152 179V178H151ZM191 181H193L191 178H189ZM100 180V179H99ZM104 180V179H103ZM113 179H111L110 181H112ZM136 180V181H137ZM143 180H146V179H143ZM185 180V178H184ZM188 180V179H186ZM185 180V181H186ZM233 180L235 182H233ZM50 181V180H49ZM62 181V180H60ZM64 181V180H63ZM89 181V180H87ZM96 181V180H95ZM94 181V177H93V181L92 182H89V183H93L95 182ZM101 181V180H100ZM137 181V183H138ZM142 181V180H141ZM180 181V180H179ZM220 181V180H219ZM226 181H229L231 182V184L229 182L226 183ZM38 182V181H37ZM41 182V184H42ZM98 182V180H97ZM114 182V181H113ZM122 182V181H121ZM120 182V183H121ZM147 182V180L145 181V183ZM182 182V181H181ZM195 182V181H194ZM195 182V183H197ZM218 182V181H217ZM216 182V183H217ZM223 182V181H222ZM84 183V182H83ZM105 183V182H104ZM117 183V182H115ZM141 183V182H140ZM43 184V185H44ZM48 184V183H47ZM94 184H96L97 186V183L95 182ZM126 185V183H123ZM122 184V185H123ZM128 184V183H127ZM185 184V183H184ZM100 185V184H99ZM108 185V184H107ZM133 185V184H132ZM182 185V186H181ZM91 186V185H90ZM93 186V185H92ZM104 186V185H102ZM112 186V185H111ZM115 186H118V185H115ZM233 186V187H232ZM42 187V186H41ZM38 183L37 185L35 184V181H31L29 183H25V182H22V180L17 183V185H14L12 187H4L3 188L1 187L0 190H2V192L5 194V196L10 200V202H13V199L14 198H17L18 196L20 197L21 196H24V199L26 201H29L31 202L32 199L36 198L39 194L41 195L40 193V190L42 191L44 188V186L41 188ZM47 187V186H46ZM49 187V186H48ZM95 187V186H94ZM101 187V186H100ZM138 187V186H137ZM233 189H232V188ZM90 188V187H89ZM106 188V186H105ZM111 187H109L110 189ZM136 188V187H135ZM101 189H104L103 187ZM108 189V187H107ZM198 189V188H197ZM94 190V189H93ZM111 190V189H110ZM114 190V189H112ZM111 190V191H112ZM133 191V189H131ZM137 190V188H136ZM141 190V189H140ZM147 190V189H145ZM235 190V191H234ZM95 191V190H94ZM98 191V190H96ZM117 191V190H115ZM115 191H113L115 193ZM125 191V190H124ZM139 191V189L137 190V192ZM90 192V191H89ZM88 192V193H89ZM100 192V191H99ZM142 192V190H141ZM144 192V191H143ZM221 192V193H220ZM93 193V192H91ZM97 193V192H96ZM112 193V192H110ZM109 193V194H110ZM120 193V191L118 192V194ZM121 193H124L123 191ZM178 193H181L183 195V197L188 200V201H193V199L195 200H198V199H202L200 196H203L205 199L201 205H203L202 207H199L197 204L198 202H195L197 203L196 204V208L194 210H189V207H188V210L186 211H182L181 209L180 210H175L173 207H174V202H173V199L175 198V196L178 194ZM226 193V192H225ZM87 194V192H86ZM102 194V192H101ZM117 194V192H116ZM135 194V193H134ZM137 194V193H136ZM144 194V193H143ZM145 195V194H144ZM103 196V195H102ZM240 196V198H239ZM259 196V195H258ZM64 197V196H63ZM149 197V196H148ZM147 197V198H148ZM6 198V199H7ZM23 198V197H21ZM20 198V199H21ZM62 198V197H61ZM141 198V197H140ZM5 199V200H6ZM31 199V200H30ZM87 199L86 203L84 202V200ZM181 199H182V196H181ZM263 199V198H262ZM135 200V199H134ZM132 201V203H134L135 201ZM175 200V199H174ZM261 200V199H260ZM20 201V200H19ZM18 201V202H19ZM22 201V200H21ZM20 201V202H21ZM24 201V200H23ZM24 201V202H26ZM90 201V202H89ZM151 201V200H150ZM151 201V202H152ZM206 201V203H204ZM210 201H212V205H210ZM94 202V201H93ZM32 203V202H31ZM30 203V204H31ZM69 204V203H68ZM103 204V203H102ZM136 204V202H135ZM205 204V205H204ZM239 204L240 207L236 208L234 207V205H237ZM259 204H264V199L262 200V202H259ZM13 205V204H12ZM101 205V204H99ZM152 205V204H151ZM160 205L162 206V204L160 203ZM88 206V207H87ZM96 206V205H95ZM133 206V205H132ZM136 206V205H134ZM156 206V205H155ZM198 206V208H197ZM232 206V207H231ZM243 206V207H241ZM94 207V205H93ZM100 207V206H99ZM223 207V206H222ZM230 207V208H229ZM264 207V206H263ZM96 208V207H95ZM101 208V207H100ZM132 208V207H131ZM125 209H127L125 207ZM135 209V207H134ZM138 209V208H137ZM85 209H83V212ZM92 210V209H91ZM91 210L89 211V214L91 215ZM229 210V211H230ZM82 211V210H81ZM97 211V209H96ZM135 211H137L135 209ZM213 211H215L213 209ZM133 212V211H132ZM181 212L185 213V214H181ZM227 212V211H226ZM66 213V212H65ZM88 213H86L87 215ZM133 214H135L133 212ZM138 214V213H137ZM136 214V215H137ZM222 214V215H221ZM90 215H87V216H90ZM147 215V216H146ZM85 216V215H84ZM92 216V215H91ZM94 216V215H93ZM92 216V217H93ZM149 216H152V219H149L148 217ZM164 216V215H163ZM134 217V215H133ZM147 217V219H146ZM158 217V218H157ZM261 217H263L262 215L261 216H257L255 218L257 219H261ZM88 219V218H87ZM91 219V218H90ZM264 219V218H262ZM151 220H153V222L155 223L156 222V225H151L149 224V221L151 222ZM62 221V220H61ZM212 221V222H211ZM225 221V220H224ZM83 222V221H82ZM187 223V225H186ZM209 223V224H208ZM259 223V221H258ZM89 224V223H88ZM92 224V222H91ZM89 224V225H91ZM208 224V225H207ZM245 224V223H244ZM261 223H259L260 225ZM88 225V226H89ZM93 225V224H92ZM128 225V224H127ZM126 225V226H127ZM217 225V224H216ZM219 225V224H218ZM258 225V224H257ZM83 226V224H82ZM86 226V225H85ZM251 226V225H250ZM261 227H264V222L262 221V225H260ZM129 227V226H128ZM127 227V228H128ZM248 227V226H247ZM85 228V227H84ZM96 228V227H94ZM93 228V229H94ZM134 229V227L132 228ZM131 229V230H132ZM165 229H168L170 230V232H167L165 231ZM111 228H109L108 230V233L110 232ZM97 231V230H96ZM73 232V231H72ZM133 232V231H132ZM181 234H180V233ZM240 232V231H239ZM100 233V232H99ZM130 232H128L129 234ZM75 235V233H74ZM77 236V235H76ZM93 236V234H92ZM134 236V235H133ZM129 237V235H128ZM238 237V236H237ZM93 238V237H92ZM97 238V237H96ZM193 238V239H194ZM264 239V238H263ZM66 240V239H64ZM96 240V239H95ZM187 240V239H186ZM192 240V239H191ZM232 240H236V237H233ZM94 243V242H93ZM228 242H225V243H222V244H219L218 247L215 249V251L217 252H222V251H225L223 254H224V258L218 260L217 262H215V264H244V263H239L238 260H237V256H238V250L235 251V250H232L231 248H227V246H225ZM60 244H65L64 242L63 243H60ZM112 245V246H111ZM241 245V244H240ZM68 246V245H67ZM77 246V247H78ZM235 246V245H234ZM76 247V248H77ZM95 247V245H94ZM100 247V246H99ZM242 247V246H241ZM62 248H65L66 250H68L69 252L70 251H73V249H70L66 246L63 245ZM97 248V247H96ZM236 248V246H235ZM234 248V249H235ZM238 248V247H237ZM105 249H107V246L105 247ZM131 249V250H132ZM229 249V250H228ZM77 250V249H76ZM80 250V249H78ZM244 250V249H243ZM254 250V248H253ZM65 251V250H64ZM103 251V250H102ZM242 251V249H241ZM143 253V256H139L140 253ZM244 253V252H243ZM252 253V251H251ZM258 253V252H257ZM69 254V253H68ZM256 254V253H255ZM254 254V255H255ZM84 255H82L81 257H84ZM110 255L112 256V259L110 258ZM240 255V254H239ZM247 255V254H246ZM250 255V254H249ZM212 256V252H209L207 257L210 258ZM245 256V255H244ZM62 258V257H61ZM244 260H247L246 258H244ZM54 261V260H53ZM247 262V261H246ZM248 263V262H247ZM251 263V262H250ZM121 264V263H120ZM253 264V263H251Z\"/></svg>",
	"mask_w": 264,
	"mask_h": 264
}]
</instances>
